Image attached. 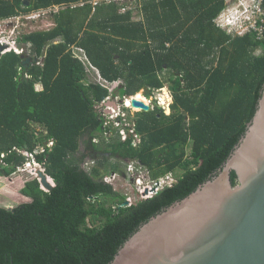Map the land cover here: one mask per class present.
Instances as JSON below:
<instances>
[{
  "label": "trees",
  "instance_id": "16d2710c",
  "mask_svg": "<svg viewBox=\"0 0 264 264\" xmlns=\"http://www.w3.org/2000/svg\"><path fill=\"white\" fill-rule=\"evenodd\" d=\"M93 1L0 0V20L66 5L53 14L52 29L20 37L30 45L23 53L33 59L28 69L14 51L0 59V177L25 163L19 150L53 140L37 158L55 184L47 191L30 177L21 188L30 201L0 206V264H110L143 224L218 172L257 111L264 43L215 25L225 0ZM71 46L82 47L107 81L123 80L114 96L169 85L171 114L158 105L138 112L140 142L134 134L123 140L99 106L110 90L85 82L86 67ZM36 126L45 135L38 137ZM110 158L138 161L154 180L184 172L153 197L123 206L127 197L105 181L119 170L108 171ZM87 159L96 162L91 170Z\"/></svg>",
  "mask_w": 264,
  "mask_h": 264
},
{
  "label": "water",
  "instance_id": "95a60500",
  "mask_svg": "<svg viewBox=\"0 0 264 264\" xmlns=\"http://www.w3.org/2000/svg\"><path fill=\"white\" fill-rule=\"evenodd\" d=\"M31 1L24 0V5ZM6 48L0 44V58ZM23 57L27 69L33 59ZM22 77L29 79L27 71ZM143 94L150 96V89L144 87ZM130 100L133 109H151L136 95ZM105 104L119 108L115 99ZM39 176L51 191L48 176ZM110 264H264V87L247 131L218 172L143 224Z\"/></svg>",
  "mask_w": 264,
  "mask_h": 264
},
{
  "label": "rangeland",
  "instance_id": "374dc122",
  "mask_svg": "<svg viewBox=\"0 0 264 264\" xmlns=\"http://www.w3.org/2000/svg\"><path fill=\"white\" fill-rule=\"evenodd\" d=\"M136 17L139 19L142 17V15L139 13L137 14ZM37 19L39 20H35V21L31 20L32 22H27L28 20L24 19L23 22H21L20 24V30L24 32V31H28L29 29H39V28L49 29L53 26V17H51V14H47L46 16H43ZM3 25L0 26V37H2L1 36L2 33H6L8 35L10 32L11 27H8L7 26L8 24L4 26ZM258 52L260 53V51ZM142 91L139 92L138 94H142ZM168 91L169 90L166 86L160 90H157V96L162 98L161 102L165 106H168L169 103L173 102L172 97L169 96V94L167 93ZM117 97H119V100L116 99ZM113 99H115L119 103L120 106L122 105L121 103L122 98L119 95L113 96ZM145 101L147 102L148 100L145 99ZM149 104L151 107H153L155 102L153 103L150 101ZM140 111L141 110L136 109V108L132 109V108H125V107H123L121 111V114L124 112L126 113L127 121L132 124L130 125L131 133H129V135H133V134L135 135V141H134L135 144H138L141 140V138L136 134V132L132 133L135 118L137 116V113ZM164 112L166 114H169L170 110L167 109V111L164 110ZM118 114H120V112H117L114 114H108V116H111V115L115 116ZM106 120L107 122H109L108 125H115V122H113L110 117H108ZM36 128L39 130V133L37 135L38 137H42L43 135H45L46 131L43 128L39 126H36ZM117 128L121 129V127H117ZM187 151L188 153H191V144L188 146ZM86 161L87 162L85 164H87V167L89 170H91L94 166H96L95 161L91 159H87ZM111 165L119 166L118 173L111 174V172H109L108 176L105 178V181H107L108 183H112L115 189H117L122 195L127 197V201L129 205L135 204L142 199L153 197L157 193L158 189L156 188V186L152 185V182L154 179H152L150 171L146 169L144 166L140 165L138 161H130V162L124 163V162L118 161L116 158H110L109 165H108V171L112 169ZM35 168H38V170H40L39 167H35ZM33 172H34V175H32L28 171L18 170L11 177H8V178L0 177V206L14 207V206H17L29 200L21 193V188L24 185L25 181H27L30 177L32 178L36 177L38 181L40 182V184L42 185L40 176H38L36 171H33ZM183 172H184L183 169L177 168L173 173H169L168 177H166L167 175L163 177L165 178V182L162 183L158 191H160L166 185H170V184L177 182V180L183 174ZM38 177L40 178V180ZM48 180L50 181V183L54 184V181L51 180V178L48 177ZM150 186L153 188V190L151 191L147 190L143 192V190H145L146 187H150Z\"/></svg>",
  "mask_w": 264,
  "mask_h": 264
},
{
  "label": "built area",
  "instance_id": "2783aa9c",
  "mask_svg": "<svg viewBox=\"0 0 264 264\" xmlns=\"http://www.w3.org/2000/svg\"><path fill=\"white\" fill-rule=\"evenodd\" d=\"M98 1H101V0H98ZM103 1H106V2H114V1L122 2L125 0H103ZM61 6H62V8L66 7V5H61ZM76 6H78L77 3H74L71 5V7H76ZM46 13H47L46 11L40 10L38 12H33L31 15L28 16V18L29 19H37V18H40V17L46 15ZM214 23L218 28L222 29L227 34L231 35L232 37H243V36L248 35V34H253V35H255V39L257 41L264 43V0H225V7L218 14V16L214 19ZM16 28H18V25L14 26V28L10 31V33L8 35L6 33H2V35H1L2 37H0V44L1 45H7V48L3 52L11 51L12 48L18 52H21V53L23 52L22 48L21 49L18 48L17 41L15 39H12V36L16 33ZM167 45H169V44H167ZM75 53L79 57H85L84 51L80 48H75ZM102 84L107 86V82H103ZM158 90H160V89H158ZM131 97H133V96L123 97L121 99L122 105L121 106L119 105L118 109H114L112 106H108L105 104L106 101L110 99V97L107 98L106 101H104L102 104L99 105L100 108H102L104 110V116L106 119L108 117H110L112 120H114L116 118L118 119L121 117L124 118L123 124H121V125H120V123H116V121H115V126L121 127L120 132H121L123 140H126L129 137V133H131V130L129 131L127 129V127H129L132 124L129 123L127 121V119L125 118L126 113L124 112L121 114V111H122L123 107L132 108L126 104L128 101V98H131ZM150 97L151 98H149L147 96L145 97L149 100V103H150V101L151 102L156 101L157 105L164 107L163 103L161 102L160 97H159V99H156L153 96H150ZM116 99L119 100V97H117ZM172 100H173V98H172ZM108 109H111L113 112L108 113ZM117 112H120V114L115 115V116L114 115L108 116V114H114ZM106 124H109V122H107ZM134 127H135V125L133 124L132 133H135ZM136 137H137V135H136ZM53 144H54V141L49 140L46 145H40L33 152L27 151V150H19V152H21L26 157V161L22 166H20L18 168V170L28 171L32 175H34L33 171H36L38 176H39L40 172H43L44 174H46V172H45V169H46L45 168V161H41L37 157H38V155L44 153L47 147H51ZM35 167H39L40 170H42V171L38 170V168H35ZM166 177H168V175ZM39 180H40V178H39ZM164 182H165V178H160L159 180H153L152 185L156 186V188L159 190L160 189L159 187ZM173 184H170V185H173ZM151 186L146 187L145 190H143V192H145L147 190H149V191L153 190V188ZM166 186H168V185H166ZM42 188H44V187L42 186ZM158 190H157V192H158Z\"/></svg>",
  "mask_w": 264,
  "mask_h": 264
},
{
  "label": "crops",
  "instance_id": "0c3cea01",
  "mask_svg": "<svg viewBox=\"0 0 264 264\" xmlns=\"http://www.w3.org/2000/svg\"><path fill=\"white\" fill-rule=\"evenodd\" d=\"M32 2V1H31ZM97 2V3H96ZM102 2H106V1H103V0H101V1H98V0H94L93 1V3H94V5H97L98 3H102ZM119 2V1H118ZM23 3H24V0H23ZM106 3H109V2H106ZM72 4H74V3H72ZM79 6H82V5H84L85 4V2L84 1H82V2H79V3H77ZM24 6H26V5H24ZM62 8V6L61 5H55V6H51V7H49V8H45V9H40V10H43V11H46L47 13H46V15L47 14H51V17H53V14L54 13H56V12H58L60 9ZM40 10H37V11H33V12H38V11H40ZM33 12H30V13H27V14H20V15H18V16H14V17H12V18H9V19H2V20H0V25H6V24H8L7 26L8 27H11L10 28V31L14 28V26H16V25H18V28H16V33L12 36V39H15L16 41H17V43H18V48H19V44L20 43H22V42H20V37L22 36V35H24V34H26V33H30V32H34V31H39V30H50V29H52L55 25H56V23H55V21H54V19H53V26L51 27V28H39V29H29L28 31H22V30H20V24H21V22H23V20L25 19V20H28L27 22H32V21H35V20H39V19H29L28 18V16L29 15H31ZM46 15H44V16H46ZM43 17V16H42ZM41 18V17H40ZM32 20V21H31ZM27 24H29V23H27ZM3 25V26H4ZM10 33V32H9ZM25 44V43H24ZM29 44H27V48L26 49H24V48H22V50H23V52L21 53V52H18V51H16L15 49H11V51H14V52H16L17 54H21V55H23V53L29 48ZM72 47V52H73V54H74V56L75 57H77L79 60H81L82 61V63L85 65V67H86V70H87V79H85V82L87 83V84H96V83H99V84H101V85H103L102 83L103 82H107V86H105V85H103V86H105V87H107L109 90H110V99H113V96H114V93H116L117 92V89H118V87L120 86V85H122L123 84V80L122 79H120V80H117V81H114V82H109V81H107L106 79H104L103 77H102V75L100 74V71L95 67V66H93L92 65V63L90 62V60H89V58H88V56L86 55V52H85V50L82 48V47H79V46H71ZM75 48H80V49H82L83 51H84V55H85V57H79L78 55H76V53H75ZM21 49V48H20ZM11 51H8V52H11ZM7 52H3L2 53V56L4 55V54H6ZM24 56V55H23ZM43 58L44 57H41L40 58V60L38 61V64H41L42 63V61H43ZM1 59V58H0ZM32 64V63H31ZM30 64V65H31ZM26 69V68H25ZM28 69V68H27ZM27 76H28V74H27ZM28 78H29V76H28ZM166 87L168 88V89H170L169 88V85H166ZM164 88V87H163ZM44 89V86H43V84L42 83H40V84H37V90H43ZM142 95V94H141ZM137 96V95H136ZM143 96V95H142ZM108 97V98H109ZM143 98L145 99V97L143 96ZM109 99V100H110ZM107 100V99H106ZM108 101V100H107ZM136 124V121H134V125ZM40 127V126H39ZM27 199H29V198H27ZM27 201H30V199L29 200H27ZM27 201H25V202H27ZM8 207V206H7ZM10 207H12V206H9V208Z\"/></svg>",
  "mask_w": 264,
  "mask_h": 264
},
{
  "label": "flooded vegetation",
  "instance_id": "af4514ba",
  "mask_svg": "<svg viewBox=\"0 0 264 264\" xmlns=\"http://www.w3.org/2000/svg\"><path fill=\"white\" fill-rule=\"evenodd\" d=\"M158 90V89H157ZM157 90L155 89V90H150L151 91V95L150 96H153L154 98H156V99H159V97L157 96ZM169 91L167 92L168 94H169V96H172V98H173V95H172V92H171V90L170 89H168ZM141 92V91H140ZM138 95V94H137ZM142 95L144 96V97H146L144 94H143V91H142ZM150 96H147V97H149V98H151ZM146 102V101H145ZM155 102V104H154V106L153 107H151V109H150V111H152V110H155V108H156V106H157V103H156V101H154ZM153 102V103H154ZM147 103V102H146ZM159 106V105H158ZM161 107H163V106H161ZM163 109L165 110V111H167V109H169L170 110V113L169 114H171V112H172V109H171V103H169L168 104V106H165L164 105V107H163ZM140 112H142V111H140ZM126 119H127V117H125ZM123 120H124V118H119V119H114V120H112L113 122H115L116 121V123H120V125L121 124H123ZM131 135H129V137H130ZM159 192V191H158Z\"/></svg>",
  "mask_w": 264,
  "mask_h": 264
},
{
  "label": "bare ground",
  "instance_id": "6f19581e",
  "mask_svg": "<svg viewBox=\"0 0 264 264\" xmlns=\"http://www.w3.org/2000/svg\"><path fill=\"white\" fill-rule=\"evenodd\" d=\"M137 97H138V99H141V100H143L144 102H145V99L148 100L147 98L144 99L143 96H142L141 94H138ZM161 99H162V98H161ZM148 101H149V100H148ZM148 101H147V104L149 103ZM126 104H127L129 107H132L130 98H128V101H127ZM112 112H113V111H112Z\"/></svg>",
  "mask_w": 264,
  "mask_h": 264
},
{
  "label": "clouds",
  "instance_id": "9594fccd",
  "mask_svg": "<svg viewBox=\"0 0 264 264\" xmlns=\"http://www.w3.org/2000/svg\"><path fill=\"white\" fill-rule=\"evenodd\" d=\"M137 95V94H136ZM133 96H135V95H133Z\"/></svg>",
  "mask_w": 264,
  "mask_h": 264
}]
</instances>
